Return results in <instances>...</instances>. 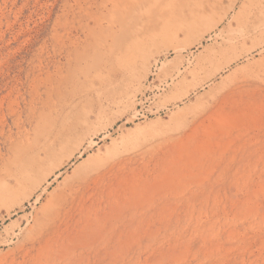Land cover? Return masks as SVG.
I'll use <instances>...</instances> for the list:
<instances>
[{
  "label": "rangeland",
  "instance_id": "374dc122",
  "mask_svg": "<svg viewBox=\"0 0 264 264\" xmlns=\"http://www.w3.org/2000/svg\"><path fill=\"white\" fill-rule=\"evenodd\" d=\"M0 264H264V0H0Z\"/></svg>",
  "mask_w": 264,
  "mask_h": 264
}]
</instances>
